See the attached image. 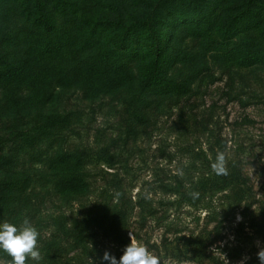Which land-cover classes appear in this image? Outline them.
Returning a JSON list of instances; mask_svg holds the SVG:
<instances>
[{"label":"rangeland","instance_id":"obj_1","mask_svg":"<svg viewBox=\"0 0 264 264\" xmlns=\"http://www.w3.org/2000/svg\"><path fill=\"white\" fill-rule=\"evenodd\" d=\"M20 1L0 4V13L12 12L0 14V29L20 32L21 13L31 12L17 8ZM62 1L71 21L106 13L132 26L155 10V0ZM161 1L158 24L170 43L167 76L149 89L139 85L140 57L130 59L129 77L114 84L86 64L95 37L86 40L77 24L58 22L47 36L54 44L49 53L36 48V30L12 34L4 44L13 62L30 56L21 81L0 82V136L9 133L4 127H29L30 120L23 126L6 120L15 103L33 115L29 99L41 89L48 92L44 112L70 119L65 131L34 149L11 152L8 141L0 146V223L19 226L27 218L40 233L41 259L28 258L26 264H111L105 253L118 264L130 232L161 264H260L264 60L254 56L263 57L264 39L243 64L236 50L238 42L264 30V0H170L165 9ZM50 5L57 11L60 4ZM103 28L96 34L105 42L112 30ZM217 30L230 33L219 39ZM208 36L206 52L199 45ZM114 55L121 65L124 53ZM218 151L225 153L228 175L212 171ZM66 178L82 184L65 185ZM125 204L134 210L129 240L127 221L112 225L110 217L112 206ZM10 260L0 250V264Z\"/></svg>","mask_w":264,"mask_h":264},{"label":"trees","instance_id":"obj_2","mask_svg":"<svg viewBox=\"0 0 264 264\" xmlns=\"http://www.w3.org/2000/svg\"><path fill=\"white\" fill-rule=\"evenodd\" d=\"M60 1L61 0H22L17 4V8L22 9L24 7L31 12L27 14L21 13L25 21H23L22 28L20 27V30L18 29L20 32L0 29V82H9L10 79L14 78H19V81H21V77L24 75L25 70L24 60L28 59L30 56L29 53H27L23 57L15 58L13 62L8 59V53L4 50V44L12 40L18 34L29 32L28 34L31 35L36 30L37 33L35 35H38V39L35 43L36 48L49 53L54 44L51 37L47 36L57 29L56 25H58L59 21H63L61 24L63 27L67 24H72L73 26L77 24L76 27L83 26V34L87 36L86 40H88L91 35H94L95 43L92 46L91 56L86 60V64L92 65L94 69L98 67L101 70L102 76H104L105 80L110 82V84L123 81L127 74L129 77L128 64L131 61L130 59H137L138 57H140L138 60V80L142 90L162 85L165 82L167 73L164 68V59L169 52L170 43L169 38L163 35L158 24L159 19L157 15L161 13L159 9V7H161V0L152 2V6L155 7V10L152 11L150 15L145 13V18L143 17L144 20L132 26L126 24V19H123L117 24L115 20L108 18L106 13H99V16L95 20L88 18L90 16L88 13H84V15L74 18L71 21L69 20L70 13L69 10L66 9V3L64 1L60 3ZM169 1L170 0H166L162 5L164 9ZM9 2L10 0H0V4ZM52 2L56 7L60 4L57 7L58 9L56 8L57 11H52V6L50 5ZM9 12L7 8L0 14L7 16ZM11 13L12 12H10L9 15H11ZM3 20L2 15H0V21L2 22ZM28 22H30V24ZM98 27H104L103 30H112L111 35L105 42L101 39V34H96ZM217 32H219V30H217ZM228 33H230V30L225 31L223 34L219 32L216 36L220 39V37ZM261 38L264 39V30H262L261 34L256 37V39H250L247 42H238V44L241 45V47H238V50H236H240V55L237 59L239 63L243 64L244 60L250 57L252 47L259 42ZM211 39L212 36H208L206 45H199V48L207 52L208 50L206 48H209ZM114 51H122L124 53V55H122L123 63L121 65L116 64L118 58L114 57ZM233 52L234 51H232V53ZM254 58H256V60H264V53L263 57L255 55ZM254 58H250L249 60ZM94 62H97V64L95 65ZM114 65H116V67ZM112 73L120 74V77L117 79ZM47 93V91L41 89L29 99V111L33 113V115L30 116L24 115V110H20L15 103V107L10 113V120H6V124L17 123V125L23 126L25 120H30L27 124L29 127H26V129H21L18 126L10 129L4 127L3 131L9 133H5L4 137L0 136V146L3 142L8 141L12 145L10 147L11 152L34 149L45 139L55 135L54 133L65 131V129L68 128L70 123L69 116L44 112ZM11 98L18 101V98L15 96ZM4 151L5 149L0 147V156H3ZM63 183L71 187H76L81 185L82 181L78 178H66ZM211 189H213V186ZM133 207H138V204H134ZM133 212V208L126 204L112 206L110 216L112 225H117L119 221L122 223L127 221L124 225V230L126 231V238L128 240V233L132 228L130 221L132 220Z\"/></svg>","mask_w":264,"mask_h":264},{"label":"clouds","instance_id":"obj_3","mask_svg":"<svg viewBox=\"0 0 264 264\" xmlns=\"http://www.w3.org/2000/svg\"><path fill=\"white\" fill-rule=\"evenodd\" d=\"M211 168L217 175H228L224 152H217ZM189 195L198 198L199 193L193 192ZM39 235L38 229L27 218L19 226L5 221L0 223V250L11 257L9 264H26L28 258L39 262L41 259V253L38 250ZM130 239L131 243L124 249L118 264H161L159 257L138 242L131 232ZM257 258L260 264H264V247H260ZM104 259L110 260L111 264H117L115 257L108 253H105ZM245 259L247 258L245 257Z\"/></svg>","mask_w":264,"mask_h":264}]
</instances>
